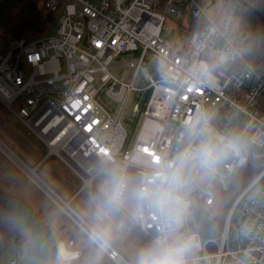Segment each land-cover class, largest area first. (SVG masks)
<instances>
[{
    "label": "built area",
    "instance_id": "obj_1",
    "mask_svg": "<svg viewBox=\"0 0 264 264\" xmlns=\"http://www.w3.org/2000/svg\"><path fill=\"white\" fill-rule=\"evenodd\" d=\"M187 1L195 28L188 43L179 46L161 31L168 13L178 19L184 15L182 6ZM257 1L264 9V0ZM44 9L57 14L56 34L49 35V28L33 39L0 38V44L7 43L0 48V100L45 147L41 157L33 151L39 158L33 167L46 165L55 155L81 185L75 189L66 184L72 192L67 200L54 189V194L45 191L19 168L79 223L77 217L82 216L71 202L88 189L81 201L91 208L90 197L99 193L95 180L106 164L118 162L133 182L150 177L182 149L184 122L202 111L212 118L217 132L240 137L245 147L239 157L224 161L211 179L189 172L188 215L180 231L194 236L198 247L188 264H264V65L254 59L246 24L241 25L246 38L241 45L231 36L234 15L219 21L199 0H44ZM212 28L217 30L215 35L209 31ZM199 41H206L207 47L197 54L194 42ZM225 46L242 52L226 70L199 80L186 73L185 68L204 59L209 50ZM125 55L129 58L117 63ZM122 65L126 68L118 77L112 69ZM133 96L138 99L135 119L127 117ZM45 114L72 133L83 154L51 146L39 128ZM140 115L141 127L129 147L131 133L125 123L135 124ZM84 155L93 156L95 162L87 163ZM248 162L259 171L238 192L219 234L203 239L195 226L196 210L212 206L216 191L228 190L227 179ZM46 167L55 172L59 166ZM67 201L72 212L64 206ZM124 209L152 243L161 229L154 210L146 205L138 212L133 205ZM60 246L70 254L68 261H78L82 255L74 249L73 239L58 241ZM100 246L118 264H132L112 245ZM10 264L20 263L13 259Z\"/></svg>",
    "mask_w": 264,
    "mask_h": 264
},
{
    "label": "clouds",
    "instance_id": "obj_2",
    "mask_svg": "<svg viewBox=\"0 0 264 264\" xmlns=\"http://www.w3.org/2000/svg\"><path fill=\"white\" fill-rule=\"evenodd\" d=\"M209 31L212 35L217 33L215 28ZM194 43L197 54L207 47L206 41ZM241 55L242 52L235 48L218 47L209 50L204 59L189 64L185 71L197 80L212 79ZM211 119L208 114L198 111L186 120L182 149L171 159L164 160L150 177L133 182L115 161L102 168L103 179L95 198V219L101 238L107 235L108 222L129 205L137 212L145 205L150 207L161 222L159 234L150 245L139 250L135 264H188L189 256L198 247L194 236L180 231L188 215L187 193L192 183L189 172L195 170L200 179H211L224 161L239 157L245 147L240 137L217 132L211 126ZM58 259H70L63 246H60Z\"/></svg>",
    "mask_w": 264,
    "mask_h": 264
},
{
    "label": "rangeland",
    "instance_id": "obj_3",
    "mask_svg": "<svg viewBox=\"0 0 264 264\" xmlns=\"http://www.w3.org/2000/svg\"><path fill=\"white\" fill-rule=\"evenodd\" d=\"M200 4L208 10L209 14L217 18L219 21H222L226 16L230 13L234 15V25L232 27L231 36L241 45L245 43L246 38L241 35L244 31L242 28V19L235 15V13L230 10L229 6L226 5V0H199ZM184 10V15L180 17V19L176 18L174 15L168 13L164 26L161 31V35L170 40L174 44H178L179 46H184V44L188 43V35L186 32V28L191 25L193 22V15L190 10V1H187L182 6ZM57 26H53L50 28L49 35L56 34ZM246 30L248 32L249 37L252 32L246 26ZM11 38H7V42H10ZM7 43H1L0 48H6ZM129 58V55L123 56L117 63H122L126 59ZM125 66H119L117 68H113L112 71L118 77H121L125 71ZM128 79V75L125 80ZM138 103V99L133 96L128 104L127 109V117H132L135 119L136 112L135 108ZM134 111V113H133ZM143 115H140L137 119L136 123H128L125 125L127 129L131 133V138L129 141V147L134 143L139 129L141 127ZM0 138L18 155L20 156L28 165L34 166L38 159L34 152H37L41 157L45 152V147L42 142L33 134H29L28 128L22 124L18 116L13 113L1 100H0ZM72 162L71 158H69ZM74 163V162H72ZM15 160L11 159V157L5 153L0 148V186L9 190H13L15 192L23 193L30 198H33L39 204H43L46 207L53 205L54 202L49 196L45 194L43 190L40 189L18 166ZM46 165L49 166H59L55 172L48 169ZM46 165H43L37 169L38 174L64 199H70L72 196V192L67 188L66 184H70L72 187L77 189L81 185V180L75 175V173L57 156H52L46 162ZM21 166V165H20ZM103 179L102 173L98 175L95 180V186L99 190L101 181ZM232 178H228L227 182L229 185L231 184ZM89 194L88 189H84L81 194L74 198L71 202L72 207L93 227L99 231V227L97 221L95 219V213L92 209L96 211V200L97 194L94 193L89 199L90 207H86L83 202H81V198L87 197ZM55 203V202H54ZM56 207H58L56 205ZM59 209V208H58ZM120 213L125 216L131 222H134V217L127 212L124 208L120 210ZM63 219L67 217L63 216ZM118 214L113 217L112 220L118 219ZM55 231V230H54ZM78 245L82 241V246L85 250H90L97 252V257L101 260L102 264H115L110 261L108 257L103 259V250L100 249L89 237H84L81 233L77 232ZM120 242H115L109 240L111 244H113L121 253V255L127 259L130 263L135 264V259L137 253L140 249L148 246L149 244L145 242V240L136 234L130 240L126 241L125 238L121 237ZM123 239V240H122ZM89 251V253H92ZM13 259H18L20 264H34V258L31 252L26 250L24 247L17 251L13 242V236L11 239L6 240L4 238H0V264H10ZM66 264H72L70 262H66ZM75 264V263H73ZM81 264H91L89 258L84 256L81 259Z\"/></svg>",
    "mask_w": 264,
    "mask_h": 264
},
{
    "label": "trees",
    "instance_id": "obj_4",
    "mask_svg": "<svg viewBox=\"0 0 264 264\" xmlns=\"http://www.w3.org/2000/svg\"><path fill=\"white\" fill-rule=\"evenodd\" d=\"M245 1L264 14L257 0ZM226 5L252 32L251 51L256 62L264 65V25L258 15L242 0H226ZM56 17L55 12L44 9V0H0V38H36L53 26ZM192 24L186 28L188 37L195 28ZM258 171L248 162L232 178L228 190L216 191L212 206H200L196 210L195 226L203 239L219 234L238 192ZM11 236L17 251L24 247L31 252L34 264H66L58 259V237L53 227L27 199L0 186V238L9 240Z\"/></svg>",
    "mask_w": 264,
    "mask_h": 264
},
{
    "label": "crops",
    "instance_id": "obj_5",
    "mask_svg": "<svg viewBox=\"0 0 264 264\" xmlns=\"http://www.w3.org/2000/svg\"><path fill=\"white\" fill-rule=\"evenodd\" d=\"M37 169H39V168H37ZM17 193H19V192H17ZM19 194L22 197H24L25 199H27L32 204V206L35 208V210H37L43 216V218L53 227V229L55 230L56 235L58 237V241H62L64 243H67L70 239H73V247H74V249H78V250H81L82 251V255H81V257L79 258L78 261H67V262H70L72 264L73 263H75V264H81V259L84 256H87L89 258V261H90L91 264H102L101 263V260H99L98 257H97V252L98 251L93 252V251H91V249L90 250H85L83 248V246H82V241L78 245L77 232H79L84 237H89L100 249L103 250V255H102L103 256V259H106L108 257V259L110 261L114 262L115 264H118L116 261L112 260L108 256L107 252L103 248H101L100 242H98L93 236H91L90 232L87 229H85L80 223H78L75 219H73L70 215H68V213H66L56 203L52 202L53 205H50L49 207H46L45 205L39 204L38 202H36V200H34L33 198H30L29 196L24 195L23 193L22 194L19 193ZM67 200H69V199H67ZM56 205L58 207H56ZM92 210L94 211V213L96 212L94 209H92ZM63 213L67 216V217H65V215H63L65 217V219H63V217H62V214ZM118 216H119L118 219L111 220L110 222H108L109 223V226L106 229L107 235L105 237H103V239L105 241H107V243H109L114 248H116L113 244H111L109 242V240H112V241H115V242H120V240H121L120 238L123 237V238L126 239V241H128L133 236H135L136 234H138L139 236H141L145 240L146 243H148L149 245L151 244L150 240L147 239V238H145L138 231V229L135 227L134 222H131L130 220H128L120 212L118 213ZM88 224L97 233L99 232V231H97L93 227V225H91L90 223H88ZM89 251H91L92 253H89Z\"/></svg>",
    "mask_w": 264,
    "mask_h": 264
},
{
    "label": "bare ground",
    "instance_id": "obj_6",
    "mask_svg": "<svg viewBox=\"0 0 264 264\" xmlns=\"http://www.w3.org/2000/svg\"><path fill=\"white\" fill-rule=\"evenodd\" d=\"M39 128L42 129V131L45 133L44 136L49 141H51L52 147H67L71 151L76 150L78 154L82 153L81 148L79 147L78 140L73 137L72 133L70 131L65 132L63 130V124L61 122H58L57 119H54L49 114H45L43 117V120L39 122ZM0 148L7 153L13 160H15L17 163H21L19 159H17L8 149L5 148V146L0 143ZM83 154V153H82ZM82 159L86 161L87 163H93L95 162L94 157H87L82 156ZM20 166V165H19ZM21 167L25 170V172L34 178V171L37 172V167H27L25 165H21ZM67 203V202H66Z\"/></svg>",
    "mask_w": 264,
    "mask_h": 264
},
{
    "label": "water",
    "instance_id": "obj_7",
    "mask_svg": "<svg viewBox=\"0 0 264 264\" xmlns=\"http://www.w3.org/2000/svg\"><path fill=\"white\" fill-rule=\"evenodd\" d=\"M244 2V4H246L247 6H249L250 9H252L259 17L260 21L262 22V24L264 25V14L256 9L255 7H253L251 4H249L247 1L242 0ZM0 143H2L6 149H8L17 159H19V161L21 163H19V165H25L27 167H30L20 156H18L1 138H0ZM12 159V158H11ZM18 166V164H17ZM19 167V166H18ZM33 167V166H31ZM35 168V167H34ZM35 183H37V185H39L42 189H45V191H48L51 194H54V190L49 186V184L36 172L34 171V178L29 176ZM65 208H69L70 211L71 207L69 205V201H67V203L64 205ZM77 219L79 220V223L85 228L87 229L91 236H93L98 242H100L102 245H107L109 243H107V241H105L103 238H101L98 233L85 221L83 220L81 217H77Z\"/></svg>",
    "mask_w": 264,
    "mask_h": 264
}]
</instances>
